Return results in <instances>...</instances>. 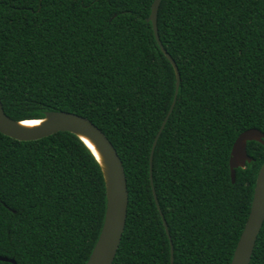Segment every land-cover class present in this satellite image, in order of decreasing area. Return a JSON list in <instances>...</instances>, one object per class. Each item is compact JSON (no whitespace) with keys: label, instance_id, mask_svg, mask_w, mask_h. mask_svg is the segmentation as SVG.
<instances>
[{"label":"trees","instance_id":"trees-1","mask_svg":"<svg viewBox=\"0 0 264 264\" xmlns=\"http://www.w3.org/2000/svg\"><path fill=\"white\" fill-rule=\"evenodd\" d=\"M0 0V95L17 121L49 110L92 120L125 169L129 204L113 264H231L254 198L238 136L264 132V0ZM74 133L0 132V264H86L104 223L102 168ZM158 198L157 205L155 193ZM164 218L167 221L166 229ZM250 264H264V224Z\"/></svg>","mask_w":264,"mask_h":264},{"label":"water","instance_id":"water-1","mask_svg":"<svg viewBox=\"0 0 264 264\" xmlns=\"http://www.w3.org/2000/svg\"><path fill=\"white\" fill-rule=\"evenodd\" d=\"M162 0H154L151 13L148 20L151 21L155 32L156 39L163 52L172 62L176 71V91L170 110L162 123V126L153 142L150 155V174L153 183V157L159 136L166 125V122L174 108L179 92L181 75L178 65L171 54L163 46L159 30H158V12ZM27 120H39L40 123L33 126L23 125ZM59 131H68L76 134L92 151L102 168L105 184H106V212L102 230L98 240L90 252V257L86 264H113L118 247L121 243L122 236L126 226L129 204L128 182L125 173L123 161L111 142L109 137L103 130L97 126L92 120L82 115L64 111L49 110L45 112V116L39 119H26L17 121L11 118L5 111L1 95H0V132L12 138L28 141L43 138ZM89 138L96 146L98 153L93 149L89 142L85 139ZM258 141L264 144V132L258 128H249L243 131L236 139L230 158V168L232 182H236L237 168H245L247 163L254 159L247 151L249 141ZM257 180L254 190V198L251 211L247 219L245 228L238 241L231 264H250L254 253L256 241L264 224V162L257 174ZM154 193L155 189L153 188ZM158 207L159 202L155 193ZM164 223L168 231L167 221ZM169 233V231H168ZM174 250L171 242V264H174ZM0 260L14 262L6 256L0 255Z\"/></svg>","mask_w":264,"mask_h":264},{"label":"bare ground","instance_id":"bare-ground-1","mask_svg":"<svg viewBox=\"0 0 264 264\" xmlns=\"http://www.w3.org/2000/svg\"><path fill=\"white\" fill-rule=\"evenodd\" d=\"M39 123H40L39 120H27V121L23 122V125L33 126V125H36V124H39ZM85 139L89 142V144L93 147V149L98 153V150H97L95 144L89 138L85 137Z\"/></svg>","mask_w":264,"mask_h":264}]
</instances>
